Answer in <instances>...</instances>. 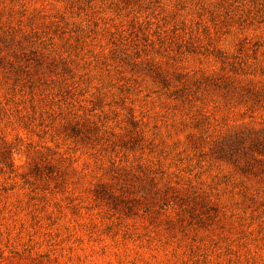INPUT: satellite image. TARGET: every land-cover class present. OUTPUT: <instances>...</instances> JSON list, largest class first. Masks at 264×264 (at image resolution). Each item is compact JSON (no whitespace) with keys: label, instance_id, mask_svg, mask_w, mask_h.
<instances>
[{"label":"rangeland","instance_id":"obj_1","mask_svg":"<svg viewBox=\"0 0 264 264\" xmlns=\"http://www.w3.org/2000/svg\"><path fill=\"white\" fill-rule=\"evenodd\" d=\"M0 264H264V0H0Z\"/></svg>","mask_w":264,"mask_h":264}]
</instances>
